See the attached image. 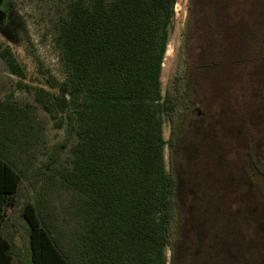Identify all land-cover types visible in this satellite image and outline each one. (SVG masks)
Wrapping results in <instances>:
<instances>
[{"label":"trees","instance_id":"16d2710c","mask_svg":"<svg viewBox=\"0 0 264 264\" xmlns=\"http://www.w3.org/2000/svg\"><path fill=\"white\" fill-rule=\"evenodd\" d=\"M176 3L66 4L55 36L64 79L51 84L54 93L37 88L33 98L52 120L61 117L57 125L72 144L65 163L57 161L58 148L48 154L39 198L21 210L30 264H167L166 251L168 264H187L192 245L189 264H264V0H186L183 73L162 95ZM0 56L24 77L7 48ZM188 112L201 124L189 139L195 156L185 170L187 225L176 150ZM34 139L27 113L0 101V219L4 206L17 203L23 171L16 161ZM244 195L252 203V238L237 227ZM0 250V264H10L1 239Z\"/></svg>","mask_w":264,"mask_h":264},{"label":"rangeland","instance_id":"374dc122","mask_svg":"<svg viewBox=\"0 0 264 264\" xmlns=\"http://www.w3.org/2000/svg\"><path fill=\"white\" fill-rule=\"evenodd\" d=\"M69 1L71 0H0V50L7 48L24 74L23 78L13 75L0 56V101L23 109L31 119L35 134L34 146L21 154L18 162L14 160L17 169L23 172L17 203L10 210L9 216L17 232L16 237L12 239L13 250L16 255H19L18 253L21 251L23 252L21 253L22 261L24 256H27L28 232L21 210L25 204H35L39 198L37 190L40 186V171L46 170L44 166L48 161V154L58 148L57 161L65 163L69 158V149L72 144V139L67 135L65 126L60 128L57 125L61 117L52 120L35 103L33 98V92L37 88L50 90L54 93V89H50L51 84L64 79L55 36L59 17L63 14ZM185 16L186 0H177L175 20L161 68L162 95L173 82L174 77L183 73V67L178 68V60ZM195 106L194 104L193 108H196ZM210 114L213 120L217 121L216 130L218 134L220 131L218 125L220 121L219 112L216 109ZM188 115H190L189 112ZM199 120L195 115H190L185 130L182 132V143L176 150V159L179 164L177 178L180 215L187 225L190 222V212L192 211V196L190 188L185 182V170L190 160L195 156L189 139L198 124H201ZM169 131V122L165 120L163 125L165 140L169 137ZM216 139V142L220 143L218 135ZM167 155L168 152L165 150V160L168 167ZM244 198L245 200L240 203L238 208L237 227L243 230L242 233L246 238H252L254 236L252 232L254 225L252 203L248 201L246 195ZM48 200L58 204L54 193L49 194ZM246 210L249 211L246 212ZM193 246L188 251L187 264L190 263L191 254L194 253ZM166 256L168 264V251H166Z\"/></svg>","mask_w":264,"mask_h":264},{"label":"crops","instance_id":"0c3cea01","mask_svg":"<svg viewBox=\"0 0 264 264\" xmlns=\"http://www.w3.org/2000/svg\"><path fill=\"white\" fill-rule=\"evenodd\" d=\"M17 199V198H16ZM15 206V205H14ZM14 206H4L3 217L0 219V239L3 240L9 246V257L11 258L10 264H30V250L29 245L27 244V256H24L22 261V251L19 252V255H16L13 250L12 239L16 237V228L15 225L11 223L9 216L10 210ZM28 235V234H27ZM5 255L4 251L0 250V260ZM25 255V254H24Z\"/></svg>","mask_w":264,"mask_h":264}]
</instances>
